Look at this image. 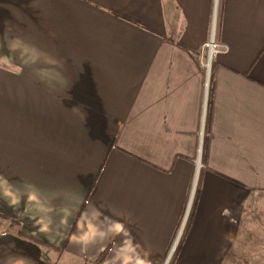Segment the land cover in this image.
Masks as SVG:
<instances>
[{
	"label": "crops",
	"instance_id": "1",
	"mask_svg": "<svg viewBox=\"0 0 264 264\" xmlns=\"http://www.w3.org/2000/svg\"><path fill=\"white\" fill-rule=\"evenodd\" d=\"M263 199L264 0H0V264H224Z\"/></svg>",
	"mask_w": 264,
	"mask_h": 264
},
{
	"label": "rangeland",
	"instance_id": "2",
	"mask_svg": "<svg viewBox=\"0 0 264 264\" xmlns=\"http://www.w3.org/2000/svg\"><path fill=\"white\" fill-rule=\"evenodd\" d=\"M192 205L193 201L191 202V207L189 208V213L184 223L189 218ZM6 216L0 213V235H5L4 238H10L11 240L20 238L21 235L17 233L18 225L16 223L18 222ZM244 227L246 229H242L240 239L224 264H264V199L262 204L258 203L253 205L246 212ZM177 240L174 243L171 257H173L177 248V242H179ZM31 257L34 259L36 257L39 258V260L36 259L38 263L35 264H41L42 258L46 264H93V262L72 260L64 255L63 249H47L43 255L33 254ZM167 264H172V259Z\"/></svg>",
	"mask_w": 264,
	"mask_h": 264
},
{
	"label": "built area",
	"instance_id": "3",
	"mask_svg": "<svg viewBox=\"0 0 264 264\" xmlns=\"http://www.w3.org/2000/svg\"><path fill=\"white\" fill-rule=\"evenodd\" d=\"M205 47H206L207 50H209V58H210L209 60H211L212 57H213V55H215L216 52H217V46L215 45V43L213 42V40H211V41H209V42L206 43ZM209 65H210V63H208V64L206 65V68H207V71H208V76H209V68H210ZM208 89H209V87H208V79H207L206 86H205V95H204V111H205V109H206V107H207ZM201 151H202V143H201V141H200L199 158H200V155H201V153H202ZM199 165H200V160L197 161V166L199 167ZM194 189H195V186L193 187L192 197H191L190 203H189V205H188L187 211H186V213H185V215H184L183 225L185 224L184 222H185V220H186V218H187V215H188V213H189V208L191 207V202H192V199H193ZM179 236H180V235H179ZM179 236H178L177 239L180 238ZM177 239H176V240H177ZM177 241H179V240H177ZM177 243H178V242H177Z\"/></svg>",
	"mask_w": 264,
	"mask_h": 264
},
{
	"label": "trees",
	"instance_id": "4",
	"mask_svg": "<svg viewBox=\"0 0 264 264\" xmlns=\"http://www.w3.org/2000/svg\"><path fill=\"white\" fill-rule=\"evenodd\" d=\"M13 222V221H12ZM18 225V223H16ZM20 235H22L20 232L18 233ZM109 248L105 249L102 253H100V255L97 257V259L95 260V262H93V264H103L106 257L108 256L109 253Z\"/></svg>",
	"mask_w": 264,
	"mask_h": 264
},
{
	"label": "water",
	"instance_id": "5",
	"mask_svg": "<svg viewBox=\"0 0 264 264\" xmlns=\"http://www.w3.org/2000/svg\"><path fill=\"white\" fill-rule=\"evenodd\" d=\"M167 263H168V262H167ZM167 263H166V264H167Z\"/></svg>",
	"mask_w": 264,
	"mask_h": 264
}]
</instances>
